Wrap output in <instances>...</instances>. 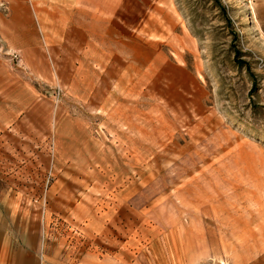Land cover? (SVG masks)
<instances>
[{
	"label": "rangeland",
	"instance_id": "374dc122",
	"mask_svg": "<svg viewBox=\"0 0 264 264\" xmlns=\"http://www.w3.org/2000/svg\"><path fill=\"white\" fill-rule=\"evenodd\" d=\"M101 2L0 0V264H264V0Z\"/></svg>",
	"mask_w": 264,
	"mask_h": 264
},
{
	"label": "crops",
	"instance_id": "0c3cea01",
	"mask_svg": "<svg viewBox=\"0 0 264 264\" xmlns=\"http://www.w3.org/2000/svg\"><path fill=\"white\" fill-rule=\"evenodd\" d=\"M79 4H80V2L81 1H86L87 3H89V5L90 6H92L93 8H95V9H93L94 10V16H96V15H101L102 14V12L101 13H98V11H99V9L102 7V2H101V0H76ZM98 13V14H97ZM95 48V46L92 44L91 45V49H94ZM128 67L130 68V65H128Z\"/></svg>",
	"mask_w": 264,
	"mask_h": 264
}]
</instances>
